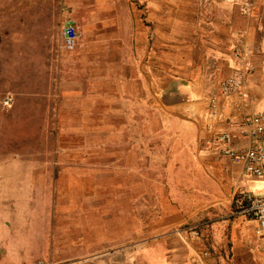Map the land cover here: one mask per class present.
<instances>
[{
  "label": "crops",
  "instance_id": "1",
  "mask_svg": "<svg viewBox=\"0 0 264 264\" xmlns=\"http://www.w3.org/2000/svg\"><path fill=\"white\" fill-rule=\"evenodd\" d=\"M238 37L254 69L225 96ZM0 79L14 84L12 119L80 141L42 161L0 147V264L46 263L54 238L33 211L51 218L49 193L75 179L111 187L107 211L122 219L101 248L113 252L90 264H264L256 222L232 206L264 179L223 153L248 147L249 120L264 117V0H0Z\"/></svg>",
  "mask_w": 264,
  "mask_h": 264
},
{
  "label": "rangeland",
  "instance_id": "2",
  "mask_svg": "<svg viewBox=\"0 0 264 264\" xmlns=\"http://www.w3.org/2000/svg\"><path fill=\"white\" fill-rule=\"evenodd\" d=\"M10 76L12 77V75ZM6 86H14V84L10 81L8 84L0 79V113L2 116L0 117V147L2 149L9 148L8 150H11L16 146L17 141L21 145L27 146V150L29 149L27 155L33 154L42 161L52 158L51 153L47 152L54 146L59 147L63 144L79 146L78 138L60 137L58 122H46L45 120L38 122L35 120L37 118L32 119L31 114L22 116L17 112L20 119H12L8 109L13 104V98L9 104L3 103L7 96H11V91H5ZM31 109L32 107L29 105L24 111H27L26 114H28ZM21 133L25 136H22V139L18 136ZM32 148H37L39 151L32 152ZM73 182L70 189L66 187L67 192H64L63 186H55L52 193H49L48 200L51 198L53 206L51 218L46 217L43 220V212L39 214L37 211H33L36 212L34 214L36 224L33 225L35 229L47 227L48 230L50 229L49 238H54L55 248L41 251L45 255L43 260L49 264H90L97 257L113 252V247L101 249L104 245H108L107 241L112 239V221L122 220L112 218L111 213L107 211L113 205L111 187L89 186L86 188L80 186L79 179H75ZM101 211L104 218L100 219L97 214L99 215ZM99 227L102 234L96 233V229ZM118 246L115 245V249Z\"/></svg>",
  "mask_w": 264,
  "mask_h": 264
},
{
  "label": "built area",
  "instance_id": "3",
  "mask_svg": "<svg viewBox=\"0 0 264 264\" xmlns=\"http://www.w3.org/2000/svg\"><path fill=\"white\" fill-rule=\"evenodd\" d=\"M63 33L70 47L76 38V27L72 20L65 24ZM233 55L237 61L238 68L220 84L221 93L225 96L239 90L243 76L254 69L252 62L245 56L241 37L237 38ZM11 101V97L7 96L3 103L9 104ZM249 122L252 125L249 132V146L241 150H234L230 146H226L223 153L234 162L242 164L244 173L247 176L264 179V117L258 115L252 117ZM217 140L227 144L230 140V135L227 133L220 134ZM232 206L234 213L247 216L256 222L257 233L264 241V189L257 193L247 189L236 190L232 196ZM189 233L193 237L201 235L197 227H192ZM203 255H208V252L204 251Z\"/></svg>",
  "mask_w": 264,
  "mask_h": 264
},
{
  "label": "clouds",
  "instance_id": "4",
  "mask_svg": "<svg viewBox=\"0 0 264 264\" xmlns=\"http://www.w3.org/2000/svg\"><path fill=\"white\" fill-rule=\"evenodd\" d=\"M40 264H49V263H40Z\"/></svg>",
  "mask_w": 264,
  "mask_h": 264
}]
</instances>
